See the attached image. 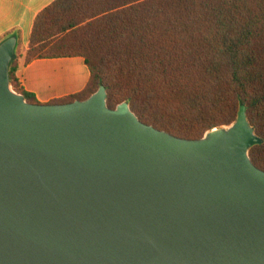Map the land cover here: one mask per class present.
<instances>
[{"label": "water", "instance_id": "water-1", "mask_svg": "<svg viewBox=\"0 0 264 264\" xmlns=\"http://www.w3.org/2000/svg\"><path fill=\"white\" fill-rule=\"evenodd\" d=\"M0 43V264H264V138L242 103L188 139L142 122L105 84L31 103Z\"/></svg>", "mask_w": 264, "mask_h": 264}, {"label": "trees", "instance_id": "trees-1", "mask_svg": "<svg viewBox=\"0 0 264 264\" xmlns=\"http://www.w3.org/2000/svg\"><path fill=\"white\" fill-rule=\"evenodd\" d=\"M72 57L85 60L88 84L52 104L105 84L109 107L128 102L142 122L198 139L231 125L244 103L264 138V0H55L37 15L27 49L18 36L11 85L40 104L21 86V60ZM250 156L264 170V142Z\"/></svg>", "mask_w": 264, "mask_h": 264}, {"label": "crops", "instance_id": "crops-1", "mask_svg": "<svg viewBox=\"0 0 264 264\" xmlns=\"http://www.w3.org/2000/svg\"><path fill=\"white\" fill-rule=\"evenodd\" d=\"M55 0H0V40L11 34L28 48L37 15ZM11 37V36H10ZM21 86L40 103L76 94L85 89L90 70L82 57L21 60L17 72Z\"/></svg>", "mask_w": 264, "mask_h": 264}, {"label": "rangeland", "instance_id": "rangeland-1", "mask_svg": "<svg viewBox=\"0 0 264 264\" xmlns=\"http://www.w3.org/2000/svg\"><path fill=\"white\" fill-rule=\"evenodd\" d=\"M14 88V87H13Z\"/></svg>", "mask_w": 264, "mask_h": 264}]
</instances>
